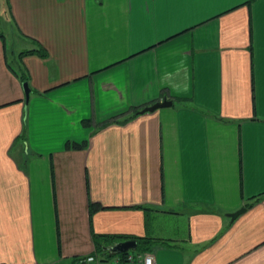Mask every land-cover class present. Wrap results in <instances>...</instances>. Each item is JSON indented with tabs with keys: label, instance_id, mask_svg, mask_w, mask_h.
Wrapping results in <instances>:
<instances>
[{
	"label": "crops",
	"instance_id": "1",
	"mask_svg": "<svg viewBox=\"0 0 264 264\" xmlns=\"http://www.w3.org/2000/svg\"><path fill=\"white\" fill-rule=\"evenodd\" d=\"M0 16L25 44L0 28V264H75L91 229L159 239L156 264H264V0H0Z\"/></svg>",
	"mask_w": 264,
	"mask_h": 264
},
{
	"label": "trees",
	"instance_id": "2",
	"mask_svg": "<svg viewBox=\"0 0 264 264\" xmlns=\"http://www.w3.org/2000/svg\"><path fill=\"white\" fill-rule=\"evenodd\" d=\"M3 35L0 34V37H2ZM27 53H36L37 55H39L40 57H45L47 56V52L46 50L40 46V48H35V49H30V50H24L22 52L18 53V58L22 55V54H27ZM15 59L14 62H12L11 60H7V66L9 67L10 71L19 79V81L21 83L23 82H29V76L27 74L26 68L24 67L23 64H21V61H19V59ZM139 114V108L136 107H131L129 109V111L121 113L118 117H112L111 119H108L107 121L103 122V125H108L112 122H118V123H126L129 120H131L132 118L136 117ZM217 119L221 120V121H226L220 117H217ZM83 125H88L90 124V120L88 119H84L82 121ZM20 138L22 140H25V132L24 129L20 135ZM87 146V141L83 140L81 142H75V141H67L65 143V149L66 150H81L84 149ZM261 195L264 194L260 193ZM260 195L258 196H253L251 197L250 201H246V203H244L243 207H245L246 209L252 207L255 203H257L260 200ZM135 208H141L144 210V212L148 213V211H152V210H158L152 207H148V206H142V205H136L134 206ZM103 206L101 204H99L98 202H93L90 201L89 202V214L92 216V214L99 210L102 209ZM91 238H92V242H93V251L89 254H93L96 258V261L98 264H102V263H108L109 260H111L113 257L118 256L119 258L123 259L125 256V253H111L107 247L111 246L117 242L126 240V239H133L137 242V246L135 249H133V251L136 252H143V253H152L157 240L156 238H153L151 236L148 235H144V236H136V235H130V234H120V233H97L95 231H93L91 229ZM166 242V241H165ZM167 243V242H166ZM168 247H171L170 243H167Z\"/></svg>",
	"mask_w": 264,
	"mask_h": 264
},
{
	"label": "water",
	"instance_id": "3",
	"mask_svg": "<svg viewBox=\"0 0 264 264\" xmlns=\"http://www.w3.org/2000/svg\"><path fill=\"white\" fill-rule=\"evenodd\" d=\"M22 89L24 92V104H25V109L27 106V103L29 101V96L31 93V89L28 85L27 82H23L22 83ZM172 104L171 101L167 100V99H163L162 101H158L153 103L152 105L146 106L144 108H142L139 113H145V112H152L155 111L158 108H163V107H168ZM246 210L245 207H241L238 210L234 211L233 213L230 214V218L231 219H235L237 216H239L240 214H242L244 211ZM137 246V242L133 239H126L120 242H117L111 246H108L107 249L111 252V253H126L129 250H133L135 249Z\"/></svg>",
	"mask_w": 264,
	"mask_h": 264
},
{
	"label": "built area",
	"instance_id": "4",
	"mask_svg": "<svg viewBox=\"0 0 264 264\" xmlns=\"http://www.w3.org/2000/svg\"><path fill=\"white\" fill-rule=\"evenodd\" d=\"M75 264H98L93 254L80 256ZM107 264H156L152 253H143L129 250L123 259L118 256L113 257Z\"/></svg>",
	"mask_w": 264,
	"mask_h": 264
},
{
	"label": "rangeland",
	"instance_id": "5",
	"mask_svg": "<svg viewBox=\"0 0 264 264\" xmlns=\"http://www.w3.org/2000/svg\"><path fill=\"white\" fill-rule=\"evenodd\" d=\"M0 28L6 31V43H7V48L10 52L14 51L15 53H17L19 50H21L22 47H25V44L19 45L18 42L16 43L14 40H12L14 33H16V30L12 22H7L6 19H3L1 16H0ZM9 59L12 62L15 61V59L13 58V53L9 54ZM173 225L174 223L171 224V226Z\"/></svg>",
	"mask_w": 264,
	"mask_h": 264
},
{
	"label": "bare ground",
	"instance_id": "6",
	"mask_svg": "<svg viewBox=\"0 0 264 264\" xmlns=\"http://www.w3.org/2000/svg\"><path fill=\"white\" fill-rule=\"evenodd\" d=\"M113 254V253H112Z\"/></svg>",
	"mask_w": 264,
	"mask_h": 264
}]
</instances>
